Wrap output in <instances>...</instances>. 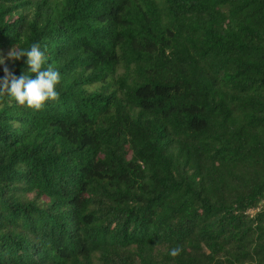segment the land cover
I'll return each instance as SVG.
<instances>
[{"label": "trees", "instance_id": "trees-1", "mask_svg": "<svg viewBox=\"0 0 264 264\" xmlns=\"http://www.w3.org/2000/svg\"><path fill=\"white\" fill-rule=\"evenodd\" d=\"M33 43L59 95H0V264H264V0H0L3 67Z\"/></svg>", "mask_w": 264, "mask_h": 264}, {"label": "clouds", "instance_id": "clouds-1", "mask_svg": "<svg viewBox=\"0 0 264 264\" xmlns=\"http://www.w3.org/2000/svg\"><path fill=\"white\" fill-rule=\"evenodd\" d=\"M25 59L27 72L19 77L3 67L5 60L0 58L3 78H0V95H7L18 106L33 111L41 110L47 102L58 98L57 85L61 79L60 72L51 64L46 65V57L38 44H31L26 49L16 46L9 50L7 59L19 61ZM180 249L172 248L169 255L175 257Z\"/></svg>", "mask_w": 264, "mask_h": 264}]
</instances>
